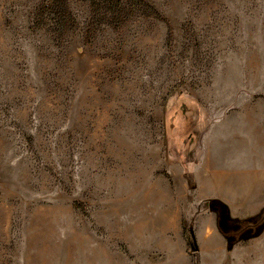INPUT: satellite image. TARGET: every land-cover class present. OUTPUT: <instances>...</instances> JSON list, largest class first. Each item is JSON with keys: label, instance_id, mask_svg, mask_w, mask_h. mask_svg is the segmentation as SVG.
<instances>
[{"label": "rangeland", "instance_id": "rangeland-1", "mask_svg": "<svg viewBox=\"0 0 264 264\" xmlns=\"http://www.w3.org/2000/svg\"><path fill=\"white\" fill-rule=\"evenodd\" d=\"M54 1L0 0V264H206L194 174L231 152L260 209L221 264H264V0Z\"/></svg>", "mask_w": 264, "mask_h": 264}, {"label": "crops", "instance_id": "crops-1", "mask_svg": "<svg viewBox=\"0 0 264 264\" xmlns=\"http://www.w3.org/2000/svg\"><path fill=\"white\" fill-rule=\"evenodd\" d=\"M200 169L194 174L199 199L209 202L217 200L228 206L232 220L259 211L257 203L253 208L251 202L259 197L252 170L250 167L244 170L242 162H237L235 152L228 154L226 159L205 162ZM192 222L198 251L205 255L206 264H221L232 256L228 238L220 230L218 214L210 206L199 210ZM177 261L178 258L173 257L171 264Z\"/></svg>", "mask_w": 264, "mask_h": 264}, {"label": "trees", "instance_id": "trees-1", "mask_svg": "<svg viewBox=\"0 0 264 264\" xmlns=\"http://www.w3.org/2000/svg\"><path fill=\"white\" fill-rule=\"evenodd\" d=\"M91 4L90 7L92 10L95 11L96 14H121L122 12L127 11V7L128 5H130V3L132 4H137L142 2L144 3L143 0H90ZM53 7H57L58 9H60V12L67 14L69 11L68 5H67V0H57L54 1L52 3ZM55 9V10H58ZM52 12L53 10L50 9ZM54 13V12H53ZM62 20V19H60ZM209 206L210 208L215 211L218 214V221H219V225H220V230H222L223 234L227 237V230L230 229L229 227H233L235 229H237L234 225L233 226H229V219L226 217L225 218H221V216H223L224 212L226 211L227 207L222 204L221 202L217 201V200H212L209 202ZM223 219V221H222ZM232 220V219H231ZM240 223H238L237 225H239ZM228 238V237H227ZM228 242L229 244H232V241L229 240L228 238Z\"/></svg>", "mask_w": 264, "mask_h": 264}]
</instances>
